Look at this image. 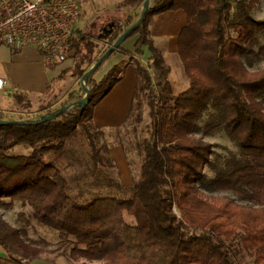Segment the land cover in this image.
<instances>
[{"label":"trees","instance_id":"1","mask_svg":"<svg viewBox=\"0 0 264 264\" xmlns=\"http://www.w3.org/2000/svg\"><path fill=\"white\" fill-rule=\"evenodd\" d=\"M81 1L83 6L88 0ZM259 1L150 0L143 21L132 28L146 0H121L116 10L128 13L124 20L114 19L110 34L100 27L99 38L109 47L99 56L94 36L78 26L68 56L73 69L54 80L64 81L71 71L84 76L85 67L95 65L125 33L124 42L137 38L135 48L127 50L123 42L107 60L117 54L124 59L98 78L107 60L101 64L89 98L65 111L70 104L25 120L0 109V208L11 210L18 202L30 206L26 226L37 222L59 242L54 249L42 247L28 238L27 227L13 226L0 215V249L8 261L31 264L59 253L74 262L103 264H236L225 241H239L255 254L256 264H264V68L250 69L264 60V19L253 16ZM179 10L188 22L179 34L178 53L191 86L177 94L151 24ZM129 65L137 75L129 118L141 119L145 109L150 117L141 143V175L132 186L111 177L113 160L101 145L105 131L94 120L97 106ZM24 98L14 95L30 107ZM221 132L238 147L224 165L212 161L214 145L205 140ZM76 145L87 148L88 157L77 156ZM207 166L215 169L211 178ZM204 191L238 198L210 199Z\"/></svg>","mask_w":264,"mask_h":264},{"label":"rangeland","instance_id":"2","mask_svg":"<svg viewBox=\"0 0 264 264\" xmlns=\"http://www.w3.org/2000/svg\"><path fill=\"white\" fill-rule=\"evenodd\" d=\"M112 1L117 2L118 0H92L87 1L85 4L88 9L94 4H96L97 8H105L107 6H113ZM116 6V5H115ZM93 9L94 12H98V10ZM116 10V9H115ZM116 18L124 20V15L121 12H116ZM91 14V13H90ZM254 18L258 20L264 19V0H260L258 5L253 11ZM104 16L94 17L90 20V15H84L81 17L79 26L85 28V30L94 36V41L96 43V56H99L100 53L105 48H108L107 40H101L99 35H103L101 33L100 27H108L110 29L109 24L114 20L110 17ZM157 18L151 24V27L156 26ZM103 25H100V23ZM97 25V27H94ZM116 27V25H115ZM167 37L166 33H161L153 38L154 43L159 47L162 52L168 54L167 49L163 46L165 38ZM174 54V48H173ZM115 56V55H114ZM112 58V57H111ZM110 58V59H111ZM108 59L102 66L110 60ZM168 66L171 69V81L175 87L176 93L180 94L188 90L191 86L190 80L187 77L183 64L181 62L179 53L177 51V57L168 56L167 61ZM74 65V60L72 58H68L63 63H60L58 67H54L53 69L48 68V70L60 69L62 67H69ZM93 66H86L87 72L82 77H75L73 72H69L64 81H52V92L47 96V98H43L32 104L28 109L26 108H16L17 110H10L7 112L8 116L11 118L19 119L23 118L27 119H36L43 114H46L48 111L56 110L64 107L67 104H71L76 101L77 98H85L88 94V81L87 75ZM101 68V69H102ZM264 68V60L256 61L251 65V70H257ZM73 69L69 68V70ZM56 79V78H55ZM80 100V99H79ZM84 101V100H80ZM15 107H13L14 109ZM139 115V114H138ZM141 119L139 117H130L125 126L123 125H113L107 128L99 127L103 131H105V135L101 141V145L104 144L107 148L103 150V154L105 156H110L113 160V167L110 168L112 170L111 177H113L117 181H121L126 186H132L141 175V169L143 164V150L141 147V143L143 138L147 134L146 131L148 129L150 117H149V109H145L141 112ZM203 123V122H202ZM203 132L197 134V136H201ZM205 140L213 143L214 145V153L212 154L213 162H220V165H224L226 160L234 153H238V147L236 144L223 132L216 133L214 135L205 136ZM80 144V143H79ZM84 145L88 147V142L84 139ZM79 152L76 153L77 156L88 157L87 148L86 150L80 148V145H76ZM80 148V149H79ZM114 152V153H113ZM84 154V155H83ZM62 160L64 162H74V165H78L76 161H74L73 157H63ZM83 161V160H82ZM81 161V162H82ZM219 166V163L217 164ZM206 175L208 178H211L215 175V169L212 166L206 167ZM206 196L210 199L214 197H222L224 195H230L236 197L232 193H212L208 191H204ZM238 198V197H236ZM33 210L28 205H23L22 203H16V206L7 210L4 208H0V215L11 225L16 227H27V219L32 215ZM128 221L134 222V219L131 217H127ZM29 232V239L34 243L39 244L42 247L47 249H54L59 246L58 237L56 233L50 231L48 228L41 226L37 222H34V226L27 227ZM41 238H45L48 242L42 243ZM226 245L231 248V251L235 257L236 264H256V256L251 251L245 249L243 245L239 242L229 243L225 241ZM33 264H103L101 261L95 262H86L84 260L74 262L70 260L67 256L55 253V254H44L41 259L32 262Z\"/></svg>","mask_w":264,"mask_h":264},{"label":"crops","instance_id":"3","mask_svg":"<svg viewBox=\"0 0 264 264\" xmlns=\"http://www.w3.org/2000/svg\"><path fill=\"white\" fill-rule=\"evenodd\" d=\"M119 1L121 0L117 2L112 1V3L114 2L113 6L97 9L95 7L96 4L92 5L90 9H88L86 5H83L82 11L85 12V16L90 15V20L94 17H98V15L104 16L102 19L105 17L117 19L116 12L118 11L115 10V5ZM93 9L98 10V12H94ZM127 13L126 11L121 12L124 17ZM156 18L158 20L156 26L151 27L152 39L161 33L167 34L163 46L167 49L168 54L161 50L167 62L168 56L169 58L170 56L177 57L179 34L187 25V15L183 10H179L161 14ZM113 22L114 20L111 23ZM103 24V22L102 24L100 23V25ZM136 40V37L130 38L124 42L123 46L127 50L133 51ZM173 48L175 51L174 54L172 52ZM150 56L151 50L146 48L144 59H148ZM123 59L124 55L122 54L113 56L99 71L97 74L98 78H102ZM59 64L60 63H58V65ZM72 67L73 66L62 67L60 71L58 69L48 70V64L45 62L42 54L36 49L26 47L16 50L8 45L0 44V76L6 81V87L0 90V109L6 112L17 110L18 108L28 109L15 101L14 95L16 93L25 96L23 103L31 101V103L34 104L40 100V98H47L53 90L52 81L58 78L63 70ZM136 85L137 75L135 67L134 65H129L124 78L113 88L95 110L94 120L99 127L107 128L113 125H126L131 113ZM13 107L15 108L13 109ZM0 264L15 263L8 261L5 254L0 249Z\"/></svg>","mask_w":264,"mask_h":264},{"label":"built area","instance_id":"4","mask_svg":"<svg viewBox=\"0 0 264 264\" xmlns=\"http://www.w3.org/2000/svg\"><path fill=\"white\" fill-rule=\"evenodd\" d=\"M82 14L81 0H0V44L31 47L45 62L63 63ZM6 81L0 76V90Z\"/></svg>","mask_w":264,"mask_h":264},{"label":"water","instance_id":"5","mask_svg":"<svg viewBox=\"0 0 264 264\" xmlns=\"http://www.w3.org/2000/svg\"><path fill=\"white\" fill-rule=\"evenodd\" d=\"M149 3H150V0H146V3H145V7H144V11H143V13H142V15L140 16V18H139V20L137 21V23L132 27V28H135L137 25H139L142 21H143V19H144V17H145V15H146V13H147V11H148V8H149ZM115 25H116V23L115 22H113V23H110L109 24V27H110V29L108 30V27H105L104 28V32L106 33V34H110L112 31H113V29H114V27H115ZM127 34L128 33H125L102 57H101V59L95 64V65H93V67L91 68V70L89 71V73H88V75H87V81H88V94L86 95V97L85 98H83V99H80V100H84V101H86L88 98H89V96H90V94H91V92H92V78L94 77V75H95V73H96V70H97V68L101 65V64H103L106 60H107V58L117 49V48H119V46L124 42V40H125V38H126V36H127ZM80 100H78V101H75V102H73L72 104H70V105H68L65 109H63L62 111H65V110H67L68 108H70L72 105H74V104H76L77 102H79ZM59 114V113H58ZM58 114H55V115H53V116H51V117H49L48 119L50 120V119H53V118H55V117H57L58 116ZM4 123H11V124H15V125H25V124H27L28 122H26V121H20V120H12V121H6V120H4L3 121Z\"/></svg>","mask_w":264,"mask_h":264}]
</instances>
